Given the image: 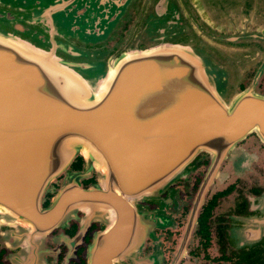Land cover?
I'll list each match as a JSON object with an SVG mask.
<instances>
[{
	"label": "water",
	"instance_id": "water-1",
	"mask_svg": "<svg viewBox=\"0 0 264 264\" xmlns=\"http://www.w3.org/2000/svg\"><path fill=\"white\" fill-rule=\"evenodd\" d=\"M130 3L0 0V220L41 230L69 201L82 207L87 198L73 186L45 211L40 197L83 148L134 191L171 180L199 151L222 156L252 130L264 140V97L242 93L227 105L200 56L160 42L111 60L86 47L106 38ZM99 240L88 264H110Z\"/></svg>",
	"mask_w": 264,
	"mask_h": 264
},
{
	"label": "flooded vegetation",
	"instance_id": "flooded-vegetation-1",
	"mask_svg": "<svg viewBox=\"0 0 264 264\" xmlns=\"http://www.w3.org/2000/svg\"><path fill=\"white\" fill-rule=\"evenodd\" d=\"M193 1L148 0L138 23L133 6L128 21L116 25L113 43L92 47L119 58L127 50H144L161 42L208 62L202 35L187 26L179 8L194 5ZM205 1L201 5L212 8L230 5L232 0ZM195 20L204 19L198 15ZM134 23L135 36L124 48L118 47ZM201 68L205 78L208 74L212 84L222 86V73ZM254 71L244 74L238 91ZM263 79L264 71L257 83L259 91L264 90ZM87 155H76L46 184L40 208L49 209L68 186L80 190L87 202L72 208L69 201L49 216L51 226L41 230L26 222L29 232L17 240H4L11 227H0V264H88L97 237L99 258L110 264H264V140L254 130L222 156L199 151L179 176L168 180L166 174L161 175L134 191L115 181L100 155L99 160ZM117 178L125 179L118 174ZM130 179L137 178L132 174ZM109 196L113 204L107 201Z\"/></svg>",
	"mask_w": 264,
	"mask_h": 264
},
{
	"label": "rangeland",
	"instance_id": "rangeland-1",
	"mask_svg": "<svg viewBox=\"0 0 264 264\" xmlns=\"http://www.w3.org/2000/svg\"><path fill=\"white\" fill-rule=\"evenodd\" d=\"M201 2L206 4L205 0H196L192 2L194 5L182 4L179 5V8L185 17L187 26L202 35L199 38L203 39L201 45L205 49H202L205 51L203 53H207L205 56L209 59L207 62L208 67L215 69L217 74L222 73V99L230 106L233 100L242 93L264 97V90L259 91L260 89L257 88V83L264 71V0H232L230 5L218 4L212 8L201 5ZM133 6L136 8V23H138L148 6V0H131L125 16L121 18V22L128 21L129 10ZM198 15L204 19L201 20L202 22L195 20ZM207 22L209 25L206 24ZM136 23L125 31L126 34L118 43L119 45L117 44L118 47L124 48V45L126 46L129 43L128 41H131V36H135ZM214 28H216V31ZM116 30L117 26L111 33L107 34L106 38L97 43L100 49L113 43ZM188 42L187 46L192 50V40ZM86 47L92 48V44L89 43ZM104 54L108 59H117L115 53L108 55L104 52ZM252 68H255L254 75L247 80L245 88L238 91L237 85L244 78V74ZM206 78L212 84L211 76L207 74ZM183 171L185 169L180 170L177 176L182 174ZM56 176L57 174L51 181ZM0 227H11L10 233L4 234L2 237L4 240H8L9 237L17 240L16 238L29 232V227L24 222L15 223L6 217H2V220H0Z\"/></svg>",
	"mask_w": 264,
	"mask_h": 264
},
{
	"label": "bare ground",
	"instance_id": "bare-ground-1",
	"mask_svg": "<svg viewBox=\"0 0 264 264\" xmlns=\"http://www.w3.org/2000/svg\"><path fill=\"white\" fill-rule=\"evenodd\" d=\"M111 73V70L109 71V74ZM105 83H106V81H101L99 84H98V89L96 90V97H99L100 96V94L103 92V89H104V87H105ZM89 151L86 149V148H83V151L81 152V154L82 155H84V154H88L89 155V153H88ZM90 154H92V153H90ZM92 156L96 159V160H99L95 155H93L92 154ZM100 164L101 165H103L104 166V164L102 163V162H100Z\"/></svg>",
	"mask_w": 264,
	"mask_h": 264
}]
</instances>
